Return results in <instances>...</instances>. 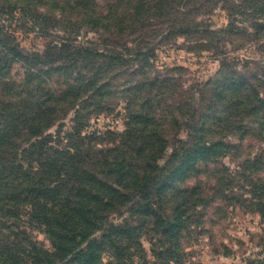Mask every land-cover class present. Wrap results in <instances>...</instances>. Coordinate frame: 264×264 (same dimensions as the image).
Listing matches in <instances>:
<instances>
[{
	"label": "trees",
	"instance_id": "trees-1",
	"mask_svg": "<svg viewBox=\"0 0 264 264\" xmlns=\"http://www.w3.org/2000/svg\"><path fill=\"white\" fill-rule=\"evenodd\" d=\"M245 1L224 33L249 34L232 21L236 14L264 29V18L256 17L264 16V3ZM147 6V0H0V19L53 37L43 53L24 54L0 26V264H185L184 233L207 206L202 187L186 184L202 165L237 149L218 130L245 132L252 117L264 125L257 88L263 82L259 73L251 83L236 69L181 92L171 70L142 78L151 56L137 52L136 35ZM84 29L98 38H83ZM221 65L229 68L226 57ZM121 104L124 131L89 130L93 119ZM246 164L249 174H238L247 184L239 186L249 188V197L222 199L264 220V184L249 176L261 163Z\"/></svg>",
	"mask_w": 264,
	"mask_h": 264
},
{
	"label": "rangeland",
	"instance_id": "rangeland-1",
	"mask_svg": "<svg viewBox=\"0 0 264 264\" xmlns=\"http://www.w3.org/2000/svg\"><path fill=\"white\" fill-rule=\"evenodd\" d=\"M147 2L149 6L141 13L142 23L136 35L140 41L137 52H150L151 56V66L147 71L140 72L142 78L164 76L171 70L169 76L181 85V92H189L214 82L223 71L227 73L237 69L246 74L251 83V75L259 73L263 83L257 88L259 93H264V29L255 30L244 16L236 14L232 21L249 30V34L224 33L231 21L229 15L237 13L238 5L245 0H183L181 7H178L182 3L179 0ZM254 2L257 5L264 3L261 0ZM176 10L181 13H176ZM256 14L257 18H264L262 13ZM0 26L5 27L3 33H7L6 36L16 38L15 44L24 54L43 53L47 43L53 39L30 23L16 19L2 18ZM186 26L190 29L182 32L180 28ZM82 37L95 39L98 35L84 29ZM125 39L130 38L126 36ZM224 57L229 62V68L223 70L221 61ZM14 70L21 71L18 65ZM144 73L149 75L144 76ZM209 102H202L199 111H205L204 105ZM124 106L121 104L114 111L93 119L89 130L124 131ZM252 120L255 121L250 122L245 132L235 131L232 135V132L221 133L218 130L217 137L223 136L224 139L227 134L226 141L237 145V149L231 150L216 163L202 165V173L186 184L202 187L207 206L199 208L200 213L193 217L189 231L184 233L185 264H247L249 260H264V220L261 215L250 207L241 206L236 200L222 199L223 195L229 198L235 195L240 199L249 197L246 191L249 188H240L247 183L238 174L239 171L249 174V170H245L249 165L247 161L259 160L262 168L257 171L251 169L249 176L254 182L264 184V125L259 118L252 117ZM65 124L68 127L71 122L67 120ZM180 137L187 139V131L182 130ZM233 188L236 191H231ZM33 235L49 247L44 234L35 231ZM141 242L149 252V236L143 235Z\"/></svg>",
	"mask_w": 264,
	"mask_h": 264
}]
</instances>
